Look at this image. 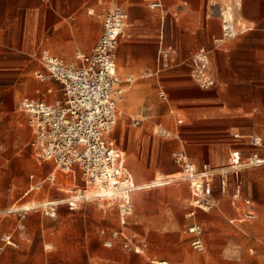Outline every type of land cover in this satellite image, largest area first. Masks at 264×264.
<instances>
[{
	"label": "rangeland",
	"instance_id": "obj_1",
	"mask_svg": "<svg viewBox=\"0 0 264 264\" xmlns=\"http://www.w3.org/2000/svg\"><path fill=\"white\" fill-rule=\"evenodd\" d=\"M208 1L209 5L213 2L236 5L239 2ZM202 3L204 5L205 1ZM154 12L158 19V12ZM205 14L204 7L199 12H167L164 38L177 47V58L188 62L202 45L211 46L208 30L203 27ZM236 15L240 16L239 13ZM209 16L213 18L212 22L221 20L218 13ZM157 24L158 29L147 37L148 41H142L141 33H136L133 26L129 37L127 33L117 48L121 78L131 74L137 76L130 89L127 90L125 86V99L136 101L126 115V123L132 121V116L140 117L142 108L152 107L155 112L158 109L157 113L149 115L137 125L143 126L150 138L162 142L161 152L158 156L153 155L148 140L145 143L148 147L136 154L131 153L132 147L129 146L127 162L121 160L130 168L135 179L142 183L152 177L155 179L160 171L167 173L168 169L170 172L181 170L173 160V149L185 146L191 155L197 154L193 160L201 163L207 157L205 148L208 142L218 140L206 138L198 141L186 137L184 125L193 118L189 108L178 106H173L175 114L165 116L162 122L163 126L170 127L169 135H158L160 126L156 123L161 118L159 107L167 100L159 95V85L165 77L163 72L159 78L139 76L152 65L157 55L160 32L159 22ZM15 33V30H9L0 38V206L46 198L57 199L61 203L54 216L44 214L41 209L29 210L23 230L17 228L16 214L2 217L0 241L6 232H13L16 241L2 252L0 264H142L146 256L128 251L123 247L122 240H117L113 246L105 244L111 230L121 225L137 238H146L151 256L167 257L172 264H264V235L257 230L261 213L253 224L245 222L235 225L228 219L234 210L228 207L200 212L198 219L205 226L208 252L198 253L191 247L185 227L191 222L186 213L190 208L192 188L183 179L155 188L140 189L133 198L134 213L123 220L114 206L105 209L95 200L68 204L65 199L85 184L80 168L75 165L66 171L57 169L56 180L51 182L47 175L55 166L41 158L33 144L35 134L29 116L18 107V98L23 95L47 100L55 99L58 95L47 92L46 88L50 84L59 87V83L43 82L35 74L37 69L43 67L40 61L42 49L55 50L51 46L38 47L32 44L30 37L26 43H22ZM67 61L77 62L75 58ZM188 76L192 77V74ZM167 94L170 98L171 94ZM127 109H130L128 105ZM178 117L184 118L183 124L177 125ZM220 150L221 145L218 147ZM213 164L216 168L224 166ZM261 168H248L242 172L245 193L254 192ZM165 173L160 180L168 177ZM31 174H34L33 178ZM35 179H45L42 188L25 194Z\"/></svg>",
	"mask_w": 264,
	"mask_h": 264
},
{
	"label": "crops",
	"instance_id": "obj_2",
	"mask_svg": "<svg viewBox=\"0 0 264 264\" xmlns=\"http://www.w3.org/2000/svg\"><path fill=\"white\" fill-rule=\"evenodd\" d=\"M150 1L0 0V38L3 37L5 32L15 30V36L20 37L22 43H26L30 37L32 44H36L38 47L51 46L56 51L54 53L67 61L76 59L77 51L88 53L93 50L102 32L103 20L100 12L105 6L119 4L129 13V25L120 37L118 46L127 33L129 37V32L133 26L136 28V33H141V40L148 41L147 37L158 29L157 23L159 22V47L150 67L155 66L162 46H172L177 61L171 67L164 68L151 75L159 78L163 72L165 77V80H160L159 95L161 91L164 92V95L160 96L167 100L159 107L161 118L156 124L160 128H166L170 133V127L162 125L165 116L169 117L175 114L173 106L189 108V114L193 119L184 125V129H186L184 135L198 141L206 138L218 139L217 142L216 140L208 142L205 148L207 159L204 158L201 163L193 160V158H197V154L192 153L191 155L185 146L175 148L172 152L176 149H185L197 168H200L205 162L213 166L215 165L213 163H218V165L229 163L231 152L234 149H239L244 155L248 154L256 148L250 145L249 135L252 133L264 135V0H238L239 2L236 5H239V8L236 12L241 17L239 15L240 18L236 17L240 32L238 35L226 40H219L222 36L221 20L220 22H212L213 18L209 16L210 5L208 0H163V7L160 9L150 7ZM181 1H184L185 4ZM204 1L205 4L203 5L202 2ZM203 7L206 12L205 26L203 27L208 30V38L212 40L211 46L207 48L210 51L211 69L216 79L215 85L208 89L201 88L193 77L188 76L192 71V56L194 53L190 56L188 62L181 60L177 58V47L173 43L166 42L164 38V27L169 10L175 13L199 12ZM154 11L158 12V19L155 17ZM127 77L122 79L124 80ZM132 82H124V86L127 85V90L132 87ZM167 93L171 94L170 98ZM122 99L130 109L125 110L123 106L119 105L120 101L118 102L119 110L121 108L122 111L118 116L112 135L117 142L119 162L129 169L133 179L138 182L130 168L121 161L127 162L129 146L132 147L131 153L136 154L144 150L145 147L147 148L148 145L145 143L150 140L153 155L158 156L162 149V142L150 138L145 133L143 126L134 125L132 121L126 123V115L130 113L136 101L126 100L125 97ZM157 112L158 109L155 112L152 107L142 108L140 113L145 114L146 117L141 122L145 121L149 115ZM121 118L123 124L120 127L119 120ZM176 123L177 125L183 124L184 118L178 117ZM235 132H239L240 136L235 137ZM219 145H221L220 151H218ZM258 149L260 153L264 154V148L260 147ZM260 167L263 168L258 170L260 174L256 177L255 190L254 192H248V194L244 191L245 179L242 175V172L246 169L227 173L224 177L226 181L225 192L221 189V177L216 176L214 179V195L217 204L209 211L200 210L197 219L200 212H210L215 208L223 210V208L228 207L234 210V214L228 217L231 223L235 225L245 222L253 224L259 219L261 213L257 230L259 234L263 232L264 235V165L255 168ZM52 171H55L57 175L58 170L55 167ZM174 172H170L168 169L167 173L162 171L159 173L169 175ZM150 180H153V177L144 181L148 182ZM175 181L178 180L153 187L171 184ZM138 183H142V181ZM139 190L134 191L133 198ZM246 204H250L253 208L255 217L252 219H241ZM200 222L204 226V223ZM185 232L189 236L186 227ZM205 232L204 226V239L207 249L204 252L197 251L202 254L208 252V241ZM134 254L138 255V253ZM141 255L146 256V259L151 256L148 252ZM170 262L172 264L171 260Z\"/></svg>",
	"mask_w": 264,
	"mask_h": 264
},
{
	"label": "built area",
	"instance_id": "obj_3",
	"mask_svg": "<svg viewBox=\"0 0 264 264\" xmlns=\"http://www.w3.org/2000/svg\"><path fill=\"white\" fill-rule=\"evenodd\" d=\"M149 5L160 9L163 7V0H151ZM210 6L209 14L218 13L221 17L222 36L219 40L238 35L240 28L236 10L239 5L213 2ZM100 16L103 28L98 41L91 52L77 51L76 63L64 60L50 49L42 50L40 61L43 67L35 71L36 77L43 82L55 81L59 83V87L51 84L47 86V92L58 94L52 100L28 95L18 98V107L28 114L35 134L33 144L41 158L52 162L55 169L66 171L75 165L80 168L85 184L65 199L68 204L95 200L105 209L114 206L121 220L134 212V191L177 179L187 180L192 188V196L189 200L190 208L186 213L191 222L187 224L186 229L191 247L198 252H204L207 249L204 226L197 216L200 210L209 211L217 204L214 195L215 177H221V189L225 192L224 177L227 173L264 165V154L258 149L264 148V135L250 134L249 143L256 148L246 155L239 149L232 150L229 163L220 168L208 162L197 168L185 149H176L172 156L181 168L180 176H168L163 180L153 179L144 183L136 182L129 169L119 162L117 142L112 135L120 114L118 102L124 97V82H132L136 78L130 75L123 80L117 70V46L129 25V13L121 5L111 4L103 7ZM174 52L172 46H162L155 66L141 72L139 76H151L171 67L175 62ZM191 74L203 89L215 85L216 79L211 69L210 51L207 47L202 46L194 52ZM160 95L163 96L164 92L161 91ZM145 117V114L132 117V123L137 125ZM157 133L163 136L169 134L163 127ZM234 136L239 137V132H235ZM33 177L34 174H31V178ZM47 178L51 182L55 181L56 172H49ZM45 179L32 181L25 194L41 189ZM60 203V200L46 198L0 206V220L4 216L16 214L17 228L23 230L29 210L41 209L44 214L54 216ZM254 217L252 206L246 204L241 219ZM119 239L128 251L138 254L148 252V241L137 238L123 226L113 228L105 244L113 246ZM15 241L13 232L2 234L0 255ZM142 264L171 262L167 258L148 256Z\"/></svg>",
	"mask_w": 264,
	"mask_h": 264
},
{
	"label": "bare ground",
	"instance_id": "obj_4",
	"mask_svg": "<svg viewBox=\"0 0 264 264\" xmlns=\"http://www.w3.org/2000/svg\"><path fill=\"white\" fill-rule=\"evenodd\" d=\"M119 105H121V106H123V108L125 109V110H128L127 109V105L123 102V99L119 102ZM121 108H120V113H121ZM122 124H123V119L121 118L120 120H119V126L121 127L122 126ZM181 170H178V171H176V172H174V173H172V174H169L168 176H172V177H176V176H180L181 175V172H180ZM55 172V171H54ZM237 172V171H236ZM155 179L156 180H160V179H162V174L161 173H159L156 177H155Z\"/></svg>",
	"mask_w": 264,
	"mask_h": 264
}]
</instances>
